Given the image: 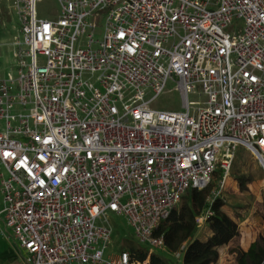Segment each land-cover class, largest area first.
<instances>
[{
    "label": "built area",
    "instance_id": "obj_1",
    "mask_svg": "<svg viewBox=\"0 0 264 264\" xmlns=\"http://www.w3.org/2000/svg\"><path fill=\"white\" fill-rule=\"evenodd\" d=\"M7 1L22 38L0 77V235L21 264H147L106 254L110 213L151 253L239 146L264 169V0H57L56 18ZM168 81L185 111L150 108Z\"/></svg>",
    "mask_w": 264,
    "mask_h": 264
},
{
    "label": "rangeland",
    "instance_id": "obj_2",
    "mask_svg": "<svg viewBox=\"0 0 264 264\" xmlns=\"http://www.w3.org/2000/svg\"><path fill=\"white\" fill-rule=\"evenodd\" d=\"M58 10L59 5L57 0H42L37 5L38 14L46 18H56ZM233 24H235L233 30L238 32L242 21L235 20ZM6 30L7 34L3 38L0 37L1 78H5L8 72L16 77L18 69V64L13 57L12 41L17 38L21 39L22 34L20 32V23L12 10L11 20L8 21ZM102 33L103 24H99L94 38L100 39ZM151 95V92H147L146 98H149ZM188 100L198 102L200 105L202 104L205 100V95L199 86H196L195 90L189 93ZM149 106L154 110L163 112L185 111L182 105L181 94L176 89V83L173 81L167 82L164 90ZM215 171H219V167ZM236 174L247 177V188L245 190L239 189L238 183L235 180ZM209 184H212L211 197L212 195L213 197L219 196L221 202L215 203L205 211V219L201 222L202 226L197 228L195 239L205 240L208 236L213 235L208 225V218L214 216L215 220L212 221V225L217 227L221 233L216 245L218 258L220 251L224 247L238 246L237 243L241 242L247 245L246 251H242L239 246L242 254L243 252H249L255 242L264 247V169L260 165L256 155L248 149L239 146L235 151L228 176L225 179L223 177L220 179L218 174L215 173L212 175ZM108 220L113 228V233L106 249V254H117L123 249L149 250L150 246L138 242L134 236L133 228L127 225L126 219L123 216H116L110 213ZM98 223L100 222L98 221ZM13 245H16V242L12 237L7 241L5 237L0 235V256L4 258L8 254H13ZM154 251L165 254L163 249H154ZM233 264H244L243 257L241 255L236 256ZM259 264H264V261Z\"/></svg>",
    "mask_w": 264,
    "mask_h": 264
},
{
    "label": "trees",
    "instance_id": "obj_3",
    "mask_svg": "<svg viewBox=\"0 0 264 264\" xmlns=\"http://www.w3.org/2000/svg\"><path fill=\"white\" fill-rule=\"evenodd\" d=\"M219 178H222V170L214 171ZM240 190H245L247 177L241 174L235 175ZM218 188V187H217ZM212 184L207 185L203 189H191L186 192L179 203L171 210L166 219L162 220L154 231V235L162 236L164 251L168 253H177L181 251V247L186 243L182 250V264H211L217 261L218 252L216 249L217 240L221 233L212 225L215 220L214 216L208 218V225L213 235L208 236L205 240L193 238L198 228L197 217L205 214V211L217 202H221L217 196L210 203L212 193ZM217 220V219H216ZM133 261L147 264H175L171 255L160 254L158 252L149 253L145 249L129 250ZM243 257L244 264H259L264 261V247L255 242L248 252H239V256Z\"/></svg>",
    "mask_w": 264,
    "mask_h": 264
},
{
    "label": "crops",
    "instance_id": "obj_4",
    "mask_svg": "<svg viewBox=\"0 0 264 264\" xmlns=\"http://www.w3.org/2000/svg\"><path fill=\"white\" fill-rule=\"evenodd\" d=\"M0 10H1V18H0V37L3 38L7 33L6 26H8V21L11 20V10L13 11L12 7L10 6V3L7 0H0ZM16 15V13L14 12ZM17 18V15H16ZM13 42V41H12ZM13 46V44H12ZM13 48V47H12ZM14 57V56H13ZM0 208H1V202H0ZM3 224L0 221V227H2ZM202 225L198 226L201 227ZM196 236L194 235V238ZM6 239V238H5ZM7 240V239H6ZM8 241V240H7ZM235 246H227L224 247L220 253L219 258L216 263L214 264H233L234 258L239 255L240 247L242 251L247 250V245L243 242L237 243ZM186 245V243H185ZM240 246V247H239ZM164 251V249H163ZM166 252V251H164ZM168 255H171L172 258L175 260V264H182V251H179L177 253H168ZM0 264H21L20 260L13 254H8L6 257L0 256Z\"/></svg>",
    "mask_w": 264,
    "mask_h": 264
}]
</instances>
